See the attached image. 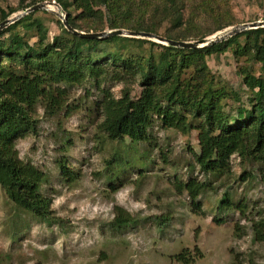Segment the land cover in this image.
<instances>
[{
    "label": "rangeland",
    "instance_id": "rangeland-1",
    "mask_svg": "<svg viewBox=\"0 0 264 264\" xmlns=\"http://www.w3.org/2000/svg\"><path fill=\"white\" fill-rule=\"evenodd\" d=\"M129 1L134 23L158 28L160 35L183 34L186 43L264 23V0H207V5L179 0L184 10L178 26L162 14L164 0ZM29 4L30 0H0V10H14L6 19L12 20ZM39 4L47 9L37 11L31 21L43 25L51 42L61 34L59 15L66 21L62 12L66 4L57 0ZM79 14L75 10L72 16ZM217 27L223 28L214 33ZM26 36L31 45L37 41L34 30ZM246 41L253 39L239 38L244 50L239 55L233 45L204 56L213 77L211 89L220 95L221 112L229 118L239 107H248L242 71L254 77L261 74V64L250 58L255 49ZM258 41L263 43L264 33ZM193 71L182 70L180 83L189 80ZM123 87L110 78L99 85L87 81L65 87V105L53 115L40 103L32 108L35 131L17 140L16 151L22 162L44 174L41 193L50 198L56 220L38 221L16 209L0 188V264H264V167L234 155L226 174H205L195 163L197 133L163 129L156 119L146 142L110 140L97 129L102 120L97 103L106 93L120 98ZM130 88L132 99H137L141 89ZM203 90L202 85L199 92ZM161 102L169 109L180 108L174 102ZM191 179L205 185L193 203L180 186ZM117 208L132 223L112 227ZM156 219L166 221L163 227ZM260 237L263 240L257 241Z\"/></svg>",
    "mask_w": 264,
    "mask_h": 264
},
{
    "label": "trees",
    "instance_id": "trees-1",
    "mask_svg": "<svg viewBox=\"0 0 264 264\" xmlns=\"http://www.w3.org/2000/svg\"><path fill=\"white\" fill-rule=\"evenodd\" d=\"M42 1L30 0L29 6L22 7V10ZM57 1L66 4L62 10L66 22L78 32L122 29L187 42V36L183 34L160 35L158 28L146 27L142 22L134 23L129 10L133 4L129 0ZM164 1L162 14L171 17L174 26L181 25L183 2ZM200 1V5H207V0ZM75 10L80 11L78 17L72 16ZM14 12L0 10V21H5ZM36 12L0 31V188L16 209L38 221L49 223L56 220L50 198L41 193L44 174L18 158L16 142L27 131H35L32 108L36 104L40 103L48 115H53L65 105V87L80 86L87 81L99 85L110 78L124 85L120 98L114 99L106 93L97 103L102 118L97 129L110 140L146 142L148 130L156 119L163 129H172L183 135L191 131L197 133L199 151L195 163L205 174H226L230 168L229 160L234 155L264 167V41H258L264 27L246 30L202 49H182L122 36L83 39L69 32L63 24L61 34L49 42L43 25L37 20L31 21ZM217 28L214 33L223 27ZM33 30L37 33V41L31 45L26 33ZM241 36L253 39L246 42L248 47L251 45L255 49L250 58L261 64V74L254 77L248 70L242 71V83L249 93L248 107H239L236 116L229 118L221 112L220 95L211 89L213 77L205 66L204 56L222 52L233 45L235 55H239L244 51L239 46ZM145 45L148 49H144ZM187 68H192L194 74L180 83L182 70ZM200 82L204 87L202 92H199L202 88ZM132 85L141 89L137 99L131 97ZM235 96L236 99L238 96ZM162 99L177 103L180 108L164 107ZM65 170L62 167V172ZM262 179L264 181V176ZM180 186L192 203L205 189L204 184L194 179ZM224 203L225 199L220 208ZM156 221L158 227H163L166 222L164 219ZM130 223V217L117 208L111 226L120 229ZM262 240V237L257 238V241ZM182 258L181 255L176 259L182 262Z\"/></svg>",
    "mask_w": 264,
    "mask_h": 264
},
{
    "label": "water",
    "instance_id": "water-1",
    "mask_svg": "<svg viewBox=\"0 0 264 264\" xmlns=\"http://www.w3.org/2000/svg\"><path fill=\"white\" fill-rule=\"evenodd\" d=\"M47 9L46 4H37L31 8H28L25 12L17 16V18L12 19V20H5L0 24V31L3 30L5 27L13 24L20 18L33 13L35 11L39 10H45ZM61 19H63V25L64 27L74 35L83 38V39H102L110 36H122V37H129V38H136V39H146V40H155L160 44L171 46V47H176V48H182V49H202L206 47L213 46L217 43H220L222 41L227 40L228 38L237 35L238 33L244 32L246 30H253V29H258V28H263L264 23H255V24H247V25H241L236 28L230 29L222 34L214 36L213 39H203L197 42H182V41H173V40H168L163 37L154 35V34H149V33H143V32H131V31H126V30H115V31H108V32H101V33H84V32H78L73 30L65 21L64 18L59 15Z\"/></svg>",
    "mask_w": 264,
    "mask_h": 264
}]
</instances>
